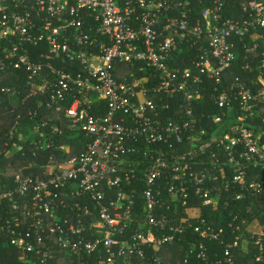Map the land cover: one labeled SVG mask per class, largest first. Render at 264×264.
Wrapping results in <instances>:
<instances>
[{
  "label": "built area",
  "instance_id": "built-area-1",
  "mask_svg": "<svg viewBox=\"0 0 264 264\" xmlns=\"http://www.w3.org/2000/svg\"><path fill=\"white\" fill-rule=\"evenodd\" d=\"M232 1L241 10L224 17ZM192 5L0 0V72L17 71L25 94L3 91L11 103L33 100L37 121L22 131L18 114L2 135L0 120V243L21 264H49L57 247L78 264H127L149 247L150 264H163L158 250L182 241L185 263L209 262L214 240L224 248L212 263L237 264L242 225L264 263V223L234 213L264 194V0H211L194 21ZM185 44L197 53L174 64ZM259 49V78L224 80L242 56L254 71ZM205 79L220 112L209 111ZM204 207L232 217L215 223Z\"/></svg>",
  "mask_w": 264,
  "mask_h": 264
},
{
  "label": "trees",
  "instance_id": "trees-1",
  "mask_svg": "<svg viewBox=\"0 0 264 264\" xmlns=\"http://www.w3.org/2000/svg\"><path fill=\"white\" fill-rule=\"evenodd\" d=\"M192 7L193 10L191 12V20L194 21L197 19L201 11L211 5V0H192ZM240 5L237 2L232 1L231 3L227 4L224 11V17L233 16L236 13H239L241 9H239ZM260 49L255 52L253 56V64H254V71L249 73H246L242 69V59L243 56L237 60L229 69H227L224 73V80L228 83L231 81V79L236 75H241L243 78H259L258 68L257 64H255V61L260 56ZM197 53V47H189L188 45H184V51L179 52L176 57V61H174V64L186 66L190 63V57L194 56ZM18 72L17 71H6V72H0V120H1V127H2V135L11 127L13 124L18 120V114H21V122H22V131H25L28 127L35 128L37 125V121L31 119V115L27 111V105L33 104V100L27 101L25 103L26 106H22L18 103H11L10 98L8 95L5 94L3 91V87L7 86H17L19 89L22 90L21 94H25V89L22 86L21 81L17 79ZM214 83L211 81V79H205V83L202 86V92L206 96V103L210 102L209 111L210 112H220V109L215 106L211 100V90H213ZM204 109V108H203ZM199 110V109H198ZM45 112V111H44ZM42 116L38 117V120L41 119ZM205 121V120H204ZM203 121V122H204ZM229 121H227L228 123ZM204 125L207 126L210 130L213 129L214 124L213 123H206L204 122ZM217 127V125H215ZM214 127V128H215ZM258 127L264 129V123L261 121H258ZM226 129L221 128L219 131H217L218 134L223 133ZM63 137L66 138V140L71 141L73 144L76 145V142L78 140V133L77 132H71L67 128V123L65 121V124L63 126ZM217 134V135H218ZM1 146V143H0ZM78 146V145H76ZM79 146L76 148L78 150ZM82 148V147H81ZM80 148V149H81ZM5 161L3 165H0V167H5ZM5 169V168H1ZM191 203H197L199 202L195 199L191 200ZM238 208L234 210L235 212H239L241 217L248 218V221H251L253 219H257L261 223H264V194L261 196H258L254 199H247L242 200L238 202ZM250 210V211H248ZM223 212V213H221ZM203 216L210 217V219L216 220L215 223H218V219L224 218L223 221H228L231 219L230 215V208L223 209L222 207H219L212 213L208 212L207 208H203ZM224 223V222H223ZM221 224V223H220ZM225 224V223H224ZM228 233V231H227ZM237 233L241 234V242L240 245L236 248H234V252L236 254L237 258V264H259V262L256 260V253L258 251V247L256 244L257 237L253 236L251 230L247 229V225H242V230H238ZM230 231V235H231ZM229 235V234H228ZM188 238L192 239H198L197 235L190 233ZM209 251L212 253L211 260L209 262H205L203 260H199L196 258H191L190 263L184 262V256L188 250V243L187 241L178 242L174 245H165L161 247L158 250V253L161 255L163 264H213L212 260L215 258V251H217L219 254H222L224 244L219 243V241L214 240L206 243ZM146 256L144 258L140 257L139 255H134L132 257H129L127 259V264H150L152 262V255L154 254V250L152 248L147 247L145 249ZM214 253V254H213ZM19 250L12 248L6 244L0 243V264H21L18 260ZM101 264V257L93 256L87 259V262L85 264ZM49 264H78L77 258L74 256H69L64 253V251L57 247L54 252L53 256L49 260ZM264 264V263H262Z\"/></svg>",
  "mask_w": 264,
  "mask_h": 264
}]
</instances>
